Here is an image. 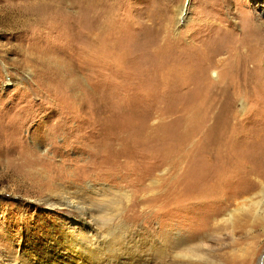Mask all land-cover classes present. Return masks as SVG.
<instances>
[{
    "label": "rangeland",
    "instance_id": "374dc122",
    "mask_svg": "<svg viewBox=\"0 0 264 264\" xmlns=\"http://www.w3.org/2000/svg\"><path fill=\"white\" fill-rule=\"evenodd\" d=\"M88 2L0 0V264H264V0Z\"/></svg>",
    "mask_w": 264,
    "mask_h": 264
},
{
    "label": "bare ground",
    "instance_id": "6f19581e",
    "mask_svg": "<svg viewBox=\"0 0 264 264\" xmlns=\"http://www.w3.org/2000/svg\"><path fill=\"white\" fill-rule=\"evenodd\" d=\"M84 5V4H83ZM85 5H86V7H88V8H90L91 9V6H90V4H89V2H88V0H85ZM84 5V6H85ZM93 8H95L94 6H93ZM92 8V9H93ZM95 11V10H94ZM95 13V12H94ZM35 15H38V14H35ZM39 16V15H38ZM199 48V47H198ZM200 53V52H199ZM247 86V85H246ZM249 87V86H248ZM247 87V88H248ZM246 89V88H245ZM262 134V133H261ZM233 147V146H232ZM229 148V147H228ZM226 153H228V152H226ZM230 153V152H229ZM228 153V154H229ZM232 153V152H231ZM234 156V155H233ZM232 157V156H231ZM230 157V158H231ZM212 158H214V157H212ZM230 158H228L227 159V161L230 159ZM224 159V158H223ZM237 160V159H236ZM232 161V160H231ZM230 162V161H229ZM233 162V161H232ZM234 164V163H233ZM223 165H224V163H223ZM232 166V165H231ZM236 166V165H235ZM233 167V166H232ZM232 167H231V169H232ZM237 167V166H236ZM227 168V167H226ZM230 168V167H229ZM234 168V167H233ZM32 171V170H31ZM231 171V170H230ZM23 172H24V170H23ZM231 172H234L233 170L231 171ZM15 173V172H14ZM29 173V172H28ZM25 174V173H24ZM14 175V174H13ZM21 175V174H20ZM28 175V174H27ZM37 175V174H36ZM1 176L3 177V176H5V171L4 172H2L1 173ZM30 176V175H29ZM38 177H40V176H37V178ZM30 178V177H29ZM31 178L32 179H35L36 178V176H31ZM20 178H19V173L18 174H16V175H14L13 176V178L11 179L12 181H16V182H19L20 180H19ZM28 181V180H27ZM23 183H24V178H23ZM34 183V182H33ZM57 183V182H56ZM32 185V184H31ZM40 185V184H39ZM48 190V189H47ZM46 190V191H47ZM41 191V190H40ZM50 191V190H49ZM51 193V192H50ZM66 199V202L68 203V204H71L70 206H75V207H77V205H76V202H74L73 200H71L72 198H65ZM77 200V199H76ZM47 203H49V204H47V205H49L50 207H53L55 204L54 203H50V202H48L47 201ZM77 203H78V200H77ZM67 204V205H68ZM92 211V210H91ZM232 217H230V219H231ZM93 220H95V218L93 217ZM64 232H65V237H63V240L65 241V242H69V243H72L73 241H74V239H73V236H75V233L77 232V233H81V232H78V231H76V230H74L73 228H69V227H66V228H64ZM78 235H80V234H78ZM95 238H97L98 240H99V236H96ZM95 238L94 239H90L89 241H90V243H92V246L94 247V248H92V247H90L91 249H90V251L91 250H93V251H95L96 253H97V251H99L100 249H101V247H103V245L104 244H108L109 243V241L107 240V241H104V239H102L101 240V242L99 243L98 241H96V242H94L95 241ZM72 239V240H71ZM71 240V241H70ZM176 240L178 241L177 243H179V236H176ZM94 242V243H93ZM89 243V244H90ZM55 244L57 245V246H59V247H61L62 249H64V250H66V249H68V246H66V245H62L61 243H60V241H58V242H55ZM73 245L75 246V247H77V248H79L78 246H79V244L77 243V242H73ZM88 246V245H87ZM90 246V245H89ZM191 248L192 247H188V251L190 252V250H191ZM69 250V249H68ZM87 250H88V248H87ZM86 250V251H87ZM25 253V252H24ZM85 254L86 253H84V252H82L81 250H79V252H77L75 255H74V257H72L73 258V260H75V261H73V262H75V264H80V263H83V261L84 260H86V257H85ZM104 254V253H103ZM86 255H88V254H86ZM26 256V257H25ZM96 258H98V260H97V262L98 261H101V259H103V257H98V254H97V257ZM116 258V257H115ZM120 259V258H119ZM79 260H82V261H79ZM112 262V261H111ZM9 264H43V263H41V262H39V261H37V260H34L31 256H29V255H27V254H23V255H21V257H18V256H14V257H10V259H9ZM92 264H94V262L92 261ZM112 264V263H111Z\"/></svg>",
    "mask_w": 264,
    "mask_h": 264
}]
</instances>
